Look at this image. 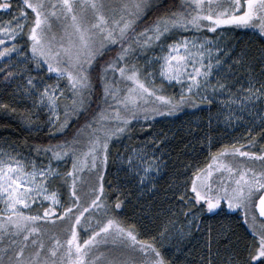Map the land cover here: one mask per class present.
<instances>
[{
    "label": "snow or ice",
    "instance_id": "snow-or-ice-1",
    "mask_svg": "<svg viewBox=\"0 0 264 264\" xmlns=\"http://www.w3.org/2000/svg\"><path fill=\"white\" fill-rule=\"evenodd\" d=\"M0 12L10 17L0 16V74L19 76L18 89L45 112L56 140L34 148L47 163L0 150V264H173L156 237L141 240L120 219L121 187L106 181L110 145L133 139L137 125L151 127L157 116L195 107L193 96L209 88L227 91L228 107L241 113L264 104V50L259 77L248 72L247 87L211 83L226 55L213 37L227 26L264 37V0H0ZM157 49L160 55H146ZM247 60L243 53L237 63L244 68ZM165 83L179 92L164 94ZM254 146L250 138L221 148L184 185L179 201L189 228L197 212L226 206L241 214L250 236L242 254L239 238L222 229L216 243L223 240L226 255L209 240L199 264H264V146L246 150ZM153 149L142 141L116 155L141 189L160 168Z\"/></svg>",
    "mask_w": 264,
    "mask_h": 264
},
{
    "label": "trees",
    "instance_id": "trees-1",
    "mask_svg": "<svg viewBox=\"0 0 264 264\" xmlns=\"http://www.w3.org/2000/svg\"><path fill=\"white\" fill-rule=\"evenodd\" d=\"M179 3L180 0H175L176 5ZM244 32L256 38H244L241 35ZM231 39V45L238 58L243 53L248 54L245 67L239 66L240 76L244 77L248 72L259 74L260 52L264 50V38L249 30H236ZM249 61L254 65L253 68L247 67ZM193 100L195 107L186 105L172 116H164L149 122L151 127L136 126L133 139L121 138L112 143L106 175V181L119 183L121 187V199L124 204L119 212L120 219L135 226L139 239L149 240L156 237L157 246L162 248L173 264H199L201 256L206 255V244L209 240L212 241L213 250L220 248L221 257H224L226 253L223 249V240L221 239L219 244L216 243L219 239L218 233L222 229H231L235 233L233 239L239 238L236 248L242 254L245 242L250 239L245 227L242 226L240 215L227 211L214 214H208L205 211L197 212L198 218L191 231H186L185 238L182 239L179 234H175L176 228L185 231L187 223L183 215L186 209L179 201L184 185H190L192 173L209 163L212 154L225 146H231L230 137L227 135L228 138H224L225 133L221 132L217 122L215 123L210 116L216 110L215 104H209L197 98ZM0 104L8 105L7 109L0 107V141L10 142L23 151L56 143L55 139H51L50 131L35 129L36 123L33 121V116L29 114L28 109L17 102L13 90L8 86L0 85ZM250 138H254L255 146L248 147L246 150L257 151L264 146V126L250 134L245 141ZM136 139L156 143L157 152L163 156L165 162L164 174L156 183L155 189L150 192L140 193L135 184L121 180L116 173L117 153H122L125 142L133 144ZM165 228L168 230L166 238L161 239L160 232ZM173 234L176 237L170 244L169 239Z\"/></svg>",
    "mask_w": 264,
    "mask_h": 264
},
{
    "label": "rangeland",
    "instance_id": "rangeland-1",
    "mask_svg": "<svg viewBox=\"0 0 264 264\" xmlns=\"http://www.w3.org/2000/svg\"><path fill=\"white\" fill-rule=\"evenodd\" d=\"M15 8V4H14ZM0 16H4V19H9L7 15H5L3 12H0ZM236 30H241V31H247L249 30L253 34H257L258 36H261L259 32L255 29L252 28H235L231 26H227L225 30L219 31L214 37V43L219 44L221 48L224 49L226 55L221 56V63L222 67L220 69H216L215 67L213 68V78H212V85H216L217 81L220 83H226L228 85L232 86V91L235 92L238 88L241 86L247 87V81L249 79V76L247 73H245L244 77L240 76V68L239 64L237 63L238 56L235 53L234 47L231 45L232 41V36L236 33ZM184 35H191L190 33H184ZM241 35L244 38H256V36H251L250 34L241 33ZM179 38V37H178ZM264 38V37H263ZM160 50L157 49L155 52H149L146 55L148 56H157L160 55ZM143 55V54H142ZM137 62L141 65H144L145 61L142 57L137 58ZM20 67H26L21 65ZM17 72H19V68L17 69ZM30 75L36 76L37 72L36 71H30ZM255 74V73H254ZM40 75L44 76L46 81L48 83H54V80H48L47 79V74L44 72V70H40ZM257 77H259V74H255ZM238 81V83H237ZM156 84H160L161 80L159 76L155 78ZM23 81L19 79V76L13 79L5 80L3 78V75L0 74V85L2 86H8L13 90V93L15 94V98L18 103H20L24 108L28 109L29 114L33 116V121L36 123L35 124V129L36 130H43L46 129L48 131L49 128L45 124V112L40 111L38 108L33 107L32 100L29 99L27 96H24L21 94L20 90L18 89L17 85L22 84ZM63 83V82H62ZM165 89L166 92L164 94L166 95H173L177 94L179 92V86L176 87H169L165 83ZM202 97H207V99H202ZM228 97V92L223 91V93L220 92L218 89L215 94L212 93V89L209 88L206 92L201 91L200 93L196 94L193 96V98H197L203 102H208V99L212 100V103L215 104L216 110L210 115L213 120H215V123L217 122V126L222 130V133H225L228 138L230 137V143L232 144H244L247 141H245L246 138H249L250 134L255 132L257 129L262 128L264 126V123H262L261 118L264 117V104H258L255 108L251 109V111H245L241 113L238 109L229 108L228 104L226 103V98ZM164 116H157L155 120L162 118ZM151 122V121H150ZM140 126V125H137ZM228 135V136H227ZM142 141H146L145 139H136L133 144H128L124 143L122 153H125L127 151V148L135 145L137 143H140ZM246 145V144H245ZM248 147H246L247 149ZM0 150H3V152H8L13 155H17L19 157L25 158L27 160H36L37 163L40 162V160H44L45 163H47L46 159L41 155L39 159H37V154L34 150H28V151H23L22 149L16 147L10 142L7 141H0ZM156 152V156L159 158L160 162V168L159 171L154 173L152 177V181L149 184L147 188L141 189L138 187V184L136 181H134L131 176H126L124 172L120 171V164L119 161L116 160L117 162V176L121 178V180H127L128 183H133L137 186V189L140 193H144L145 191H153L155 189L156 183L159 181V179L163 176L164 174V167H165V162L163 159V156L160 155L159 152H157V147L156 149H153ZM61 168L66 167V165H60ZM154 185V186H153ZM219 211H227L229 213H234L231 212L230 210L227 209L226 206H222V210H217ZM205 212H207L205 210ZM208 213V212H207ZM216 213V212H215ZM241 215L239 212H235ZM208 214H214V213H208ZM197 215V214H196ZM198 218V217H197ZM192 227H188V223L185 225V231L184 229L181 228H176V233L179 234V237L184 239L185 237L180 236V232L178 230H183L184 233L186 231H191ZM58 234L60 233V227L58 226L57 228L54 229ZM179 232V233H178ZM170 236V244L175 240L174 236ZM83 235V234H82ZM47 243V241H46ZM126 255H131L130 253H126Z\"/></svg>",
    "mask_w": 264,
    "mask_h": 264
}]
</instances>
